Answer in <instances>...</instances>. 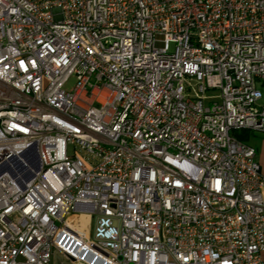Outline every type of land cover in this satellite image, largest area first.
Listing matches in <instances>:
<instances>
[{"label":"built area","instance_id":"1","mask_svg":"<svg viewBox=\"0 0 264 264\" xmlns=\"http://www.w3.org/2000/svg\"><path fill=\"white\" fill-rule=\"evenodd\" d=\"M257 80L264 0H0V264H262Z\"/></svg>","mask_w":264,"mask_h":264},{"label":"rangeland","instance_id":"2","mask_svg":"<svg viewBox=\"0 0 264 264\" xmlns=\"http://www.w3.org/2000/svg\"><path fill=\"white\" fill-rule=\"evenodd\" d=\"M73 83H74V77L72 76L67 81L66 87H71L73 85ZM257 87L261 90L262 94H264V81L257 80ZM260 103L264 104V98L261 99ZM234 133L239 139H241L244 142H246L247 144L251 145L254 149H256L258 147L259 138L261 136L260 135L261 133L251 131V130H237ZM16 166H17V169H19L20 171L25 169L20 163H17ZM78 226H79L81 231H87L88 229L90 231L93 230V223L89 227L86 220L79 222ZM53 263H54V259H53Z\"/></svg>","mask_w":264,"mask_h":264},{"label":"bare ground","instance_id":"3","mask_svg":"<svg viewBox=\"0 0 264 264\" xmlns=\"http://www.w3.org/2000/svg\"><path fill=\"white\" fill-rule=\"evenodd\" d=\"M21 158L22 157H20L18 159L21 160ZM17 163H19V161H17L16 159H12V160L8 161V163L5 164V166H4V168H6L5 172L9 173L8 170H10L14 174H16V176L18 178H20V180L25 181L26 178L29 176V172L27 170L20 171L19 169H17V166H16ZM83 220L87 221V218L85 216H80L79 217V222H82Z\"/></svg>","mask_w":264,"mask_h":264},{"label":"crops","instance_id":"4","mask_svg":"<svg viewBox=\"0 0 264 264\" xmlns=\"http://www.w3.org/2000/svg\"><path fill=\"white\" fill-rule=\"evenodd\" d=\"M258 147L255 149L256 160L264 168V134H260ZM262 264H264V251L261 253Z\"/></svg>","mask_w":264,"mask_h":264},{"label":"water","instance_id":"5","mask_svg":"<svg viewBox=\"0 0 264 264\" xmlns=\"http://www.w3.org/2000/svg\"><path fill=\"white\" fill-rule=\"evenodd\" d=\"M23 155H24V154L22 153V154H21V157H23ZM12 159H16V160L19 161V163H20V160L18 159V157L10 158L8 161H10V160H12ZM8 161H7L5 164H7ZM32 168H33V170H34L35 172L38 171L39 168H40V160H39L38 155H36L35 159L32 161ZM5 170H6V168L3 167V169H2L1 171H5ZM8 172H9L13 177L16 176V174H14L12 171L8 170ZM28 172H29V176L26 178L25 181H28L29 179H31V178L34 176V172H33V171H28ZM20 185H21L22 187L25 186L24 182H20Z\"/></svg>","mask_w":264,"mask_h":264}]
</instances>
